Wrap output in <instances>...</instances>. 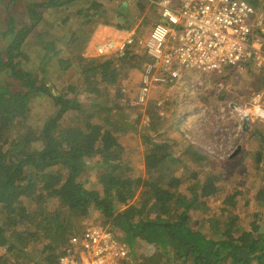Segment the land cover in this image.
Returning a JSON list of instances; mask_svg holds the SVG:
<instances>
[{"label": "trees", "instance_id": "1", "mask_svg": "<svg viewBox=\"0 0 264 264\" xmlns=\"http://www.w3.org/2000/svg\"><path fill=\"white\" fill-rule=\"evenodd\" d=\"M243 1L264 14V5ZM0 9L7 19L0 37L9 38L0 74L17 86L0 83V264L81 262L82 238L95 226L128 251L118 264H264V127L251 120L245 135L237 132L247 143L257 137V150L240 147L221 161L176 126L189 112L245 107L264 89L263 72L215 74L217 86L245 78L237 91L206 89L184 112L165 101L168 82L131 108L150 61L145 48L135 41L124 56L85 58L96 27L115 26L107 5L0 0ZM29 48L38 55L27 68ZM44 98L50 113L35 128L34 99ZM141 119L149 134L138 129Z\"/></svg>", "mask_w": 264, "mask_h": 264}, {"label": "built area", "instance_id": "2", "mask_svg": "<svg viewBox=\"0 0 264 264\" xmlns=\"http://www.w3.org/2000/svg\"><path fill=\"white\" fill-rule=\"evenodd\" d=\"M258 1L264 4V0ZM157 8L163 22L154 25L145 45L139 43L150 61L129 107L146 105L154 86L183 82L184 70L212 75L225 68L242 73L253 66L264 73V14L252 4L243 0H161ZM134 43L132 33L105 39L93 47L92 55L124 56ZM169 99L167 95L165 101ZM233 115L240 127L252 117L264 124V89L248 97L245 107H234ZM82 240L87 250L82 261L65 258L60 264H118L128 256L100 226L87 228Z\"/></svg>", "mask_w": 264, "mask_h": 264}, {"label": "rangeland", "instance_id": "3", "mask_svg": "<svg viewBox=\"0 0 264 264\" xmlns=\"http://www.w3.org/2000/svg\"><path fill=\"white\" fill-rule=\"evenodd\" d=\"M35 1L40 2L41 0H35ZM26 2H30V0H27ZM55 14L58 16V10H56ZM14 16H15L14 20L16 22L20 20L21 18L20 15L18 14H15ZM44 17H46L45 13H44ZM49 20L54 21L52 18H49ZM6 25H7V19L4 16L3 11L0 9V30L4 31L6 28ZM8 42H9L8 37H5V38L0 37V55L3 54V51L8 45ZM30 53H31L30 60H26L27 68H30V62L32 60L33 53L38 55V51L33 49V51L31 50ZM226 70L227 69L225 68L224 71ZM237 74H240V73H237ZM230 77H231L230 82H224L217 86L215 82L213 81L210 82V78L211 79L216 78L215 74L205 75V74L197 72L196 70H184L185 80L180 85V87H182L181 92H177L176 90L174 93L176 94L174 95L176 102L179 104V106H181L178 109L179 112H184L185 110H188L189 108L191 109L195 105L194 102L197 101L196 95L198 96L201 93H204L206 89L217 87V89L214 90V95L219 94L221 90L224 91L223 93L229 92L230 90H235L237 87H241L240 81H243L245 78L244 74L243 76L241 75L240 77L235 74L231 75ZM205 81H207L208 87H206ZM0 83L9 85L13 91L17 89V86L14 85V83L8 78L7 74H0ZM154 91L155 89H153V92ZM209 91H212V90H209ZM152 94H151V97H152ZM33 105L36 108L35 109L36 115L32 119V124L35 128H40L50 113L49 112V100L46 98L40 101L34 99ZM220 110H222V112ZM218 111L220 112H216L213 115L207 113L208 111L206 112L197 111V112L191 113L187 117L178 116V118L176 119L177 120L176 126L182 127L183 129L185 128L186 130L191 131L192 135L186 134V136L192 141V144H195L196 146L200 147L203 152L208 154V156L214 157L221 161H225L229 159L230 156L238 149V147H242L244 153L253 152L260 147V141L257 137H255L250 143H247L246 140H243L244 135L241 136L238 134L241 131L240 124H238L236 118H234L233 112H231L230 114L226 113L225 112L226 109L223 110L222 108L218 109ZM231 119L235 120L237 126L234 128L236 129H233V125L231 126V122H233ZM251 120H252L253 127L256 126V124L264 127V124L258 121L256 118L252 117ZM136 125L141 133L145 132L146 134H149L147 133V129L143 122V119L138 120ZM237 127H239L238 131H237ZM240 154H242V150ZM242 166H245V165L242 164L240 167ZM261 172H264V168L261 170ZM262 178L264 177L262 176ZM260 180H263V179L260 178ZM244 223H242V226H244ZM263 224H264V221H263ZM263 231H264V226L262 228V232ZM144 250L149 253L152 252V249H150L148 246H144ZM142 251H140V253H142Z\"/></svg>", "mask_w": 264, "mask_h": 264}, {"label": "crops", "instance_id": "4", "mask_svg": "<svg viewBox=\"0 0 264 264\" xmlns=\"http://www.w3.org/2000/svg\"><path fill=\"white\" fill-rule=\"evenodd\" d=\"M34 1L35 0H30V2H34ZM160 1L161 0H146V1L144 0H97L98 4H104L108 6V11H110L111 17L115 19L113 20V22L115 23V26L99 24L96 27L94 34L92 35L89 43L87 44L85 58L87 59L95 58L92 55V52H93V47L97 43L105 39L123 38L125 34L127 33H132L134 35V40L138 42V44L141 42L143 43V45H145V43L149 39L150 32L152 28L154 27V25L157 23L163 22L159 17V12L157 8L158 2ZM252 1L254 2L255 5L258 2L264 5L262 2L258 0H252ZM40 2H42V0ZM118 6L121 9L120 12L122 13L126 12L125 16L121 19H117L115 16V12H114L115 9L118 8ZM128 13L131 14L129 15L130 17H127ZM59 14L61 15L60 11H58V16L60 17ZM233 70L236 72L235 69ZM168 83L171 84V86L170 88L167 89L166 96L168 95L171 98L173 96V99H175L174 95L176 94L174 93L176 90L177 92H181L182 87H180V85L182 82L171 83L169 81ZM173 84H176L177 86L174 89L172 88ZM191 113L192 112H189L188 115H190ZM249 128L250 127L244 128V126L242 125V127H240L241 129L240 132L244 133L245 135V133L249 130Z\"/></svg>", "mask_w": 264, "mask_h": 264}, {"label": "water", "instance_id": "5", "mask_svg": "<svg viewBox=\"0 0 264 264\" xmlns=\"http://www.w3.org/2000/svg\"><path fill=\"white\" fill-rule=\"evenodd\" d=\"M249 121H245L244 123H243V126H244V128H247V127H249ZM241 151V148L240 147H238V149L230 156V157H234L235 155H237L239 152Z\"/></svg>", "mask_w": 264, "mask_h": 264}, {"label": "bare ground", "instance_id": "6", "mask_svg": "<svg viewBox=\"0 0 264 264\" xmlns=\"http://www.w3.org/2000/svg\"><path fill=\"white\" fill-rule=\"evenodd\" d=\"M134 36V35H133Z\"/></svg>", "mask_w": 264, "mask_h": 264}]
</instances>
